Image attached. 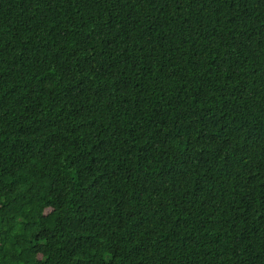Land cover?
I'll list each match as a JSON object with an SVG mask.
<instances>
[{
    "label": "trees",
    "instance_id": "1",
    "mask_svg": "<svg viewBox=\"0 0 264 264\" xmlns=\"http://www.w3.org/2000/svg\"><path fill=\"white\" fill-rule=\"evenodd\" d=\"M0 264H264V0H0Z\"/></svg>",
    "mask_w": 264,
    "mask_h": 264
}]
</instances>
